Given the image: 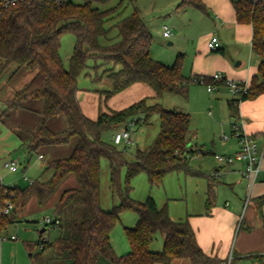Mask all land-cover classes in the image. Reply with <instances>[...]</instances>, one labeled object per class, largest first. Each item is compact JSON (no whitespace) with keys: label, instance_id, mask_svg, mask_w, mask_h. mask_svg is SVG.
<instances>
[{"label":"trees","instance_id":"obj_1","mask_svg":"<svg viewBox=\"0 0 264 264\" xmlns=\"http://www.w3.org/2000/svg\"><path fill=\"white\" fill-rule=\"evenodd\" d=\"M230 1L237 22L251 26V49L261 59L248 93L241 99L228 101L231 115L238 117L239 101L264 95V0ZM186 6L206 10L200 0H181L180 7ZM116 15H119L118 6L101 11L91 2L80 4L69 0L57 6L53 0H33L11 7L0 18V60L4 65L38 69L33 80L6 103L4 112L21 108L28 100L43 101V124L39 130L31 132V141L26 144L28 152L38 153L46 146L67 145L78 138L69 157L47 163L42 174L46 178L24 188L0 185V231L18 221L19 210L25 211L31 199L40 207L47 206L58 188L72 178L76 181L73 187L64 189L53 204L55 219L50 223L65 229L54 242L38 241L42 253L52 249L53 254L46 260L36 254L33 264H172L184 258L190 259L192 264H220V260L200 247L189 219L173 220L168 208L159 207L153 197L138 202L128 194V183L140 173L148 176L153 187L161 186L170 173L202 174L194 173L189 165L193 156L204 154L192 143L190 114L166 109L160 103L151 104L148 98L122 110L100 112L97 119L89 118L81 108L77 98L78 79L89 68L91 59L113 64L95 79L99 81L103 76L112 79V90L105 92L107 99L136 83H145L153 88L157 99L172 94L186 100L191 85L200 84V78L212 83L210 77L184 75L181 56L173 65L154 59L151 56L153 36L136 10L116 23L119 39L103 44L101 39L110 31L106 24ZM65 34L76 38L68 68L60 55L61 38ZM98 67L96 65L95 69ZM154 114L160 115V132L148 147L137 149L132 160L126 159L125 149H119L113 140L104 138L109 132L113 136L134 118H137V129L148 125ZM58 115L66 117L68 126L54 132L47 121ZM103 157L110 164V187L113 192L117 190L120 197V203L108 211L101 205ZM122 169L126 170L125 189L121 186ZM216 184V179L210 178L207 214L213 208ZM8 203L13 208L5 213ZM258 204L259 207L264 205V196L258 199ZM124 211L136 212L138 221L135 227L125 228L130 251L118 255L111 233ZM159 233L164 235V245L155 251L151 246ZM27 248L32 250L33 245L27 244ZM253 258L264 264V254H256Z\"/></svg>","mask_w":264,"mask_h":264},{"label":"rangeland","instance_id":"obj_2","mask_svg":"<svg viewBox=\"0 0 264 264\" xmlns=\"http://www.w3.org/2000/svg\"><path fill=\"white\" fill-rule=\"evenodd\" d=\"M75 3H85L88 0H72ZM206 10L199 9L194 6L180 7L181 0H109L106 2L93 1L95 8L101 11L108 10L118 6V13L113 19L109 20L106 27L110 29L108 36L102 38L103 44L116 42L118 37V29L116 23L132 14L135 10L145 20L148 29L153 36L151 47V56L167 65H173L176 59L181 56L183 59V70L186 74H190L192 70H202L208 76L222 72L224 76L233 78L237 76L246 77L248 72H258L256 64V54L251 49V38L244 40L239 37L233 29H221L222 18L218 9H221L222 2L220 0H200ZM226 6V5H225ZM219 15L220 19H217ZM167 24L173 31V36L165 38L162 35V26ZM245 30L251 33L250 25H243ZM214 35H218L220 39V47L226 50L228 59L226 60L227 70L219 65L223 62L215 57L216 51H210L207 46V40ZM249 37V36H248ZM76 38L72 34H65L61 38L60 55L69 67L70 58L74 52ZM206 47V48H205ZM212 54V55H210ZM240 63V65H238ZM89 68L82 73L78 79V88L80 90L81 102L91 119H97L99 116V108L101 112H110L113 109H124L130 105L148 98L149 103H160L166 109L189 112L192 117V133L195 135L194 145L201 147L204 154L195 155L190 159V169L200 174L185 173L184 171L168 174L161 186H152L148 176L140 173L130 180L128 183L129 196L138 201L145 202L150 196L155 199L158 206L167 207L169 215L173 220L185 219L191 215L200 214L202 217H209L207 214L206 204L208 199V178L207 175L214 173L221 166L214 157V153H228L235 146V134L233 133L234 124H237L239 130L245 131L251 135L250 127L260 125L258 129L264 126V120L258 116V109L253 107V112L257 114V121L248 115L242 114L239 117H233L229 109L227 100L233 95L229 92L224 84H219L213 92L208 91L207 86L203 84H192L189 100L166 94L162 98L148 96L145 91L152 92V87L143 84L144 90L121 93L112 96V99L106 102L105 92L112 90L113 81L108 76H103L99 81H95L103 75V71L113 66V64H105L102 60L91 59L88 62ZM4 62L0 60V87L7 83V68H4ZM99 66L95 69V66ZM138 88V87H137ZM4 91V90H3ZM100 91V92H99ZM104 92V93H103ZM103 94V95H101ZM101 98V100H100ZM263 98L264 95L251 102ZM6 95L0 93V114L5 108ZM245 104L242 102L241 107ZM251 106L250 103H247ZM246 106V105H245ZM244 106V108H245ZM250 108V107H249ZM245 110V109H244ZM239 111V109H238ZM245 118H250L249 123ZM161 118L159 114H154L148 125L135 129L132 138L133 145H119L118 148L124 150L127 160H132L137 149L148 147L160 132ZM1 130V129H0ZM231 137V140L225 144L222 137L224 135ZM104 138L112 141V133H106ZM238 139V138H237ZM71 144V143H70ZM41 153V152H39ZM8 160L14 159L17 155L14 153ZM49 156L40 159L38 153H28L21 162V167L16 172L10 171L5 167L7 158L0 161V181L4 186L10 187H27L32 182L47 176L42 173L46 168ZM27 164V168L25 165ZM126 170L121 171V186L126 188ZM206 176V177H205ZM239 174L237 172H227L216 177V186L214 187L215 198L213 200V216L216 221L207 226V234H211L217 242L216 250H226V258L233 253L239 251V240L241 242L243 230L246 222H243L245 209L247 210L249 203L247 198H252L255 194V186L250 188L246 181L239 183ZM74 179H68L53 195L49 204L40 207L35 199H31L25 211L19 210L18 221L9 224L0 231V264H33L36 254H41V260L52 257V249L41 252L37 243L40 239L50 240L54 242L65 228L53 226L46 222L47 218L55 219L53 204L60 196L61 192L73 187ZM0 183V185H1ZM230 184H235L230 186ZM257 184V183H256ZM101 205L105 210H111L115 205L120 203L119 192L112 191L110 187V164L107 158L101 159ZM242 196V199L240 197ZM244 209L242 208L243 200ZM231 203L230 207H226V202ZM240 217H236V214ZM197 215V217H200ZM238 220V222H237ZM241 220V222H240ZM138 221V215L134 211H124L120 215V220L114 227L111 235L113 241L118 243L120 247L128 243L126 236V227H135ZM204 222V221H203ZM243 222V224H242ZM46 228L44 233L41 230ZM241 229V230H240ZM240 232V236H239ZM17 239L13 240L12 237ZM239 236V237H238ZM160 234L153 241L152 249H155L159 242ZM219 241V242H218ZM164 240L162 241V245ZM221 245H220V244ZM27 244H32V250L27 248ZM130 251L120 252L119 255H125ZM157 251V250H155ZM33 254V256L31 255ZM233 264H255L250 259H237Z\"/></svg>","mask_w":264,"mask_h":264},{"label":"crops","instance_id":"obj_3","mask_svg":"<svg viewBox=\"0 0 264 264\" xmlns=\"http://www.w3.org/2000/svg\"><path fill=\"white\" fill-rule=\"evenodd\" d=\"M220 1L222 2V7H221V9L217 8V10H219L220 16L222 18L221 29L222 30H224L225 28L226 29H233L234 32L239 37H241L243 40L245 38H247L248 40H250V38H251V40H252V28H251V33H249L245 30L243 25H241L237 22L235 12H234V8H233L231 1L230 0H220ZM216 17H217V19H220L219 15H217ZM214 36H216L219 40V47H218L219 51L217 52V55H215V57H218L217 59H219L222 62L224 61L219 66L221 68H223L224 70H227L225 67L227 66L226 60L228 59V55L226 53V50L223 47H220L222 45H220V39H219L218 35H214ZM209 40H210V38L207 40V43ZM250 44H251V42H250ZM221 50H222V52H221ZM210 55H212V54H210ZM255 57H256L255 59L257 61L256 64H257V68H258V65L260 64L261 59L257 55ZM64 64H65V62H64ZM238 65H240V63H238ZM65 66H66V64H65ZM7 67H8L7 74H6L7 83H6V85H3L2 87H0V93L4 92V94L6 95V100H4L5 103H7L9 100H12L14 98L15 94L17 92L21 91L22 89H24L33 80V78L38 73V69H29V68H25V67L19 68L17 64H9V65L4 66V68H7ZM182 70H183V68H182ZM183 73L187 77H193V76L210 77L207 75V73H205V71L197 70V69H196V71L192 70L189 75L186 74V72H184V70H183ZM254 74L255 73H253V75ZM253 75L252 74L250 75L248 72L246 77L237 76V77H233L230 79L236 80L238 82H247L248 84H250V81H251V78ZM143 84H145V83H136V84L132 85L131 87H129L128 89H126V90H124L118 94L128 93L127 95H129V93L132 91H140L139 89H141V88H142V90H144V88H143L144 86H140ZM190 90H191V87H190ZM217 91H219V87L217 88ZM104 92H106V91H104ZM145 92L147 94H149L148 96L155 97V92L153 89H152L151 93H149V91H147V90ZM101 95H103V94H101ZM81 96H80V90H78L77 98L79 100L81 108H82L85 115H87L89 118H92L90 115H88L86 113V111L82 105V102H81ZM189 96H190V92H189ZM110 99H112V97ZM110 99L106 98V102ZM100 100H101V98H100ZM186 100H189V97ZM229 100L230 99L227 100V103ZM243 102H245V104L241 107V105H242V102H241L239 107H238L239 108L238 117L240 119H241L242 114H244V116L248 115L249 117H252L253 120L257 121L259 118H257V114L253 112V107H254V108L258 109V111H257L258 116L261 115L260 119L264 120V100H263V98H260L259 100H255L254 102H251L250 100H246ZM247 103H250L251 106H248ZM244 106H245V108H244ZM43 107H44V103L42 100H28L24 103L23 107L18 108V109H12V110L8 111L7 113H4L6 110V104H5V108H4L3 112L0 114V129H1L0 130V161L2 159L5 160V158H7V160L5 161V167H6V163H8V162H16L19 164V167H21L22 159L24 157H27V155L29 153L28 149L26 147V144H28L31 141V132L39 130L43 124V116L41 114ZM113 110L117 111L118 109H113ZM100 112H101V109L99 108V113ZM190 116H191V114H190ZM249 119L250 118H245V121H247L249 123ZM47 125L54 132L63 131L68 126L66 117L64 115H58L56 117L49 119L47 121ZM191 125H192V117H191ZM259 126L260 125H256V126H252L251 124L249 125V127L251 128L250 129L251 136L255 137L258 140V142L261 145H263L264 144V126L262 127V129H258ZM191 129H192V127H191ZM191 132H192V130H191ZM194 139H195V135L192 133V143L193 144H194ZM235 139H236L235 140V146H234L233 150L229 151L228 153H214V155L215 154H234L235 152H237L240 148V142H239V139H237V138H235ZM77 140H78V138L75 137L71 140V142H70L71 144L69 143V144L63 145V146H46V147H43L39 151L41 153L38 152L39 158H40V155L44 156L43 159H45L46 156H49L48 161H53L56 159L69 157L74 150V147L76 145ZM230 140H231V137L228 141H225V144L228 143ZM194 146H197V145H194ZM14 153L17 156L14 159L8 160V158L10 156H13L12 154H14ZM26 168H27V164L25 165L24 169H26ZM242 169H243V164H238V163L234 164L232 166L223 165V166L217 168L214 173L212 172L211 174L207 175L208 187H209L210 178L216 179V177H219L220 174L227 173V172H237L239 174V176H238L239 183L246 181L247 185L249 186L248 180L241 173ZM0 183H1V181H0ZM256 183H255L256 186L254 185L255 186V194L253 195L252 198H250L249 206H248L247 210L245 209L246 212H244L243 222L245 221L246 225H245V228L243 230L244 234L241 236L242 237L241 242L239 240V245H238L239 251L238 250L236 251L233 262H234V260H237V259H245L246 258V259H250L255 264H260V262L256 261L253 258V256L256 254H264V205L262 207H259V204H258V199L260 197L264 196V159L262 162V170L260 171V174L257 178ZM234 185L235 184H230L231 187ZM240 199H242V196L240 197ZM241 201H243V204H242L243 207L242 208L244 209L245 208L244 204H245L246 200L243 199ZM230 205H231V203L229 201H227L226 207H230ZM197 215L200 216V214H197ZM197 215H191L190 217L188 215V217L185 219H189L192 227L194 228V230L196 232L198 244L204 250V252L206 254H208L209 256L217 258L220 261L224 260L226 258L227 248H224V250H222V251H220L218 249L216 250V245H217L216 240L214 239V237L211 234H207V231H205L207 229V226L212 223L210 221H216V217L213 216V211L211 210L209 217H202V216L197 217ZM240 215H241V212L239 213V215L236 214V217H233V219L240 217ZM179 220H183V219H179ZM237 222H238V220H237ZM240 222H241V220H240ZM243 222H242V224H243ZM239 236H240V232H239ZM163 240H164V235L160 234L159 242H158V244H156L154 250L159 251L163 248V245H162ZM111 241H112L113 247H114V249L118 255L120 254V252H126L130 249L129 243H126V244L124 243L120 247V245H118V243L113 241L112 235H111ZM119 250H120V252H119ZM172 264H192V262L190 259L184 258V259H177Z\"/></svg>","mask_w":264,"mask_h":264},{"label":"built area","instance_id":"obj_4","mask_svg":"<svg viewBox=\"0 0 264 264\" xmlns=\"http://www.w3.org/2000/svg\"><path fill=\"white\" fill-rule=\"evenodd\" d=\"M31 1L33 0H0V18H2L11 7L17 4L30 3ZM67 1L69 0H53L55 5L57 6H62ZM93 1L106 2L109 0H88L87 2L92 3ZM162 35L165 38H170L173 36V31L169 25L164 24L162 26ZM207 45L210 51L218 50V38L216 36H212ZM210 78L212 80V83H209L204 77L200 78L199 80L200 84L206 85L208 91L210 92H213L219 84H224L235 99H241L245 94L248 93L249 84L247 82H238L236 80H232L224 76V74L221 72L215 73L214 75L210 76ZM240 103L241 101L237 103L238 107ZM136 119L137 118L130 120L128 124L124 125L113 134L112 140L114 144L118 146L122 144H124L125 146L134 144L132 135L136 129ZM233 133L239 139V150L234 154H215L214 157L217 162L222 165L232 166L237 163L243 164L241 173L248 180L249 187L253 188L260 174V171L262 170V162L264 159V144L261 145L255 137L246 134L245 131L239 130L237 124H234ZM222 139L225 142L228 141L230 137L224 135ZM43 157V155H40V159H43ZM6 167L13 172L19 170V164L16 162H8L6 163ZM249 201L250 198L248 197L247 202L249 203ZM12 208L13 205L8 203L4 208L5 213L10 212ZM46 222L50 224L52 222L51 218H47ZM12 239L16 240L17 237L13 236ZM233 259L234 256L231 252L227 258L220 262V264H233Z\"/></svg>","mask_w":264,"mask_h":264},{"label":"water","instance_id":"obj_5","mask_svg":"<svg viewBox=\"0 0 264 264\" xmlns=\"http://www.w3.org/2000/svg\"><path fill=\"white\" fill-rule=\"evenodd\" d=\"M45 232V228H43L42 230H41V233H44Z\"/></svg>","mask_w":264,"mask_h":264}]
</instances>
